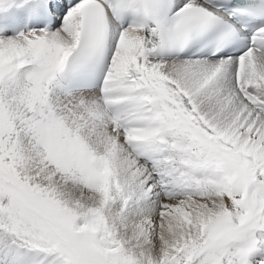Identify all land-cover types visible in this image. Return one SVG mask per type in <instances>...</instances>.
Returning a JSON list of instances; mask_svg holds the SVG:
<instances>
[{
    "label": "snow or ice",
    "instance_id": "1",
    "mask_svg": "<svg viewBox=\"0 0 264 264\" xmlns=\"http://www.w3.org/2000/svg\"><path fill=\"white\" fill-rule=\"evenodd\" d=\"M0 264H264V0H0Z\"/></svg>",
    "mask_w": 264,
    "mask_h": 264
}]
</instances>
